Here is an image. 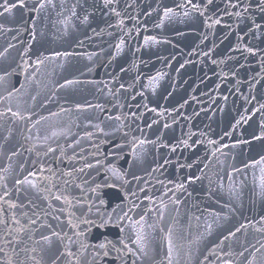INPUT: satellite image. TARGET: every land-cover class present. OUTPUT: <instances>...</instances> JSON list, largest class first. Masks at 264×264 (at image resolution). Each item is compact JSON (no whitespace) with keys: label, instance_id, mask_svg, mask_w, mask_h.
Masks as SVG:
<instances>
[{"label":"water","instance_id":"water-1","mask_svg":"<svg viewBox=\"0 0 264 264\" xmlns=\"http://www.w3.org/2000/svg\"><path fill=\"white\" fill-rule=\"evenodd\" d=\"M6 2L0 264H264V0Z\"/></svg>","mask_w":264,"mask_h":264},{"label":"snow or ice","instance_id":"snow-or-ice-1","mask_svg":"<svg viewBox=\"0 0 264 264\" xmlns=\"http://www.w3.org/2000/svg\"><path fill=\"white\" fill-rule=\"evenodd\" d=\"M20 6L23 7V3H21ZM3 7H4V10H5V11H10V8L7 6V2H6V0H5V4L3 5ZM12 7H16V5L13 4ZM100 247L103 248L104 245L102 244V245H100ZM125 247H127V245H125Z\"/></svg>","mask_w":264,"mask_h":264}]
</instances>
